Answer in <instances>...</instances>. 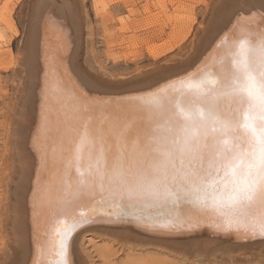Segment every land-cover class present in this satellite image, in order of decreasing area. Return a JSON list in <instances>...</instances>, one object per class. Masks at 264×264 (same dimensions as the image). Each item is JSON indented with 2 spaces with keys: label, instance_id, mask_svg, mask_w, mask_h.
<instances>
[{
  "label": "bare ground",
  "instance_id": "obj_1",
  "mask_svg": "<svg viewBox=\"0 0 264 264\" xmlns=\"http://www.w3.org/2000/svg\"><path fill=\"white\" fill-rule=\"evenodd\" d=\"M27 7L22 39L16 54L8 49L12 60L0 79L7 88L0 109V264H48L56 258L46 255L59 239L58 213L64 207L55 190L62 175L70 182L69 193L80 179L72 166L65 174L80 105L93 110L90 129H108L104 144L111 163L123 121L131 119L137 127L149 123L129 101L212 68L244 35L241 29H248L253 41L264 30V0H93L95 15L104 21L108 69L91 36L85 0H29ZM110 22L132 35L118 42ZM5 31L0 26L3 39ZM229 37L235 40L221 47ZM12 40L3 42L10 47ZM119 46L135 51L122 55ZM124 59L126 65L116 64ZM231 106L235 112V100ZM124 134L129 139L121 150L148 167V140L133 128ZM46 176L50 199L41 203ZM81 212L90 219L71 238L70 264H264V239L238 238L235 229L217 226L211 210L187 200L131 206L97 183L75 201L72 213Z\"/></svg>",
  "mask_w": 264,
  "mask_h": 264
},
{
  "label": "snow or ice",
  "instance_id": "obj_2",
  "mask_svg": "<svg viewBox=\"0 0 264 264\" xmlns=\"http://www.w3.org/2000/svg\"><path fill=\"white\" fill-rule=\"evenodd\" d=\"M241 31L244 35L239 40L229 37L224 41L221 47L233 40L235 47L219 55L212 68L129 101L149 121L143 127L131 119L123 121L124 131L133 128L151 145L148 167H140L121 150L129 139L124 131L109 163V147L104 144L108 129H90L93 110L86 104L79 106L72 159L65 165V174L72 166L80 179L69 193L70 182L62 175V186L55 190L58 201L64 198V207L58 213L59 239L46 253L56 258L48 264H70L71 238L90 219L83 212L74 215L72 208L97 183L101 190L107 187L111 198L126 200L131 206L190 201L201 211L211 210L217 226L225 231L235 229L238 238L264 239V30L256 41L248 29ZM42 131H47L46 122ZM237 132L240 135L233 134ZM241 143L247 147L241 148ZM49 184L51 179L46 176L41 203L50 199L45 196Z\"/></svg>",
  "mask_w": 264,
  "mask_h": 264
},
{
  "label": "rangeland",
  "instance_id": "obj_3",
  "mask_svg": "<svg viewBox=\"0 0 264 264\" xmlns=\"http://www.w3.org/2000/svg\"><path fill=\"white\" fill-rule=\"evenodd\" d=\"M102 1L105 2V3H109L111 0H102ZM28 3H29V0H0V8L3 9V10L0 9V11L1 12L4 11L6 13L5 16L7 15V17L11 21V23H8L6 20H3L5 17L0 12V15L2 14L1 17H0V19H1L0 20V23L2 22L0 24V26H1V28L4 29V31L6 30L5 31V39H3V37L2 38L0 37L1 38L0 39V53L2 54L0 56V79H2V80H4L5 77L7 76V74L3 72L4 71V68L12 60L11 56L9 55V53L8 54H6V53H7V51H9L8 49H11L13 51V54H16V51H17L16 49H17L18 44L20 43V41L22 39L23 31L25 30V27L24 26L26 24L25 23V18H24V16H25L24 12L25 11L27 12ZM85 3H86V6H87V11H88V13H89V15L91 17V21H92V24L91 25H92V28L93 29H92V32H91V36L94 38L95 47L97 48V50L99 52V58L101 57L100 58L101 60L100 59L99 60L102 61V62L105 61L104 63L106 65H108L107 68L108 69H112L111 63L109 61H106L105 60V57H104V54L106 53V50H107L106 47H105V43L103 42L104 41V35L103 34H104V30H105V26H104V23H103L104 21L101 22V17L95 15V12L93 11V8H92L93 0H85ZM24 6L27 7L26 10H25V7ZM22 10H23V12H22ZM3 21H5V22H3ZM112 23L113 22H110L109 25H108V27H110V29H111V27H114V31L116 33H114V31H113V34H115L116 35V38H118V42H121V40H123L127 36L132 35L131 33L125 34V32H123V30H122V27L118 23H116L115 26H111ZM9 27H11V28H9ZM12 34H14V37H13ZM93 34H94V36H93ZM11 38L13 40H12L11 46L9 47L7 44H5L6 43L5 40L11 39ZM121 48L122 47H120L119 50L116 49V52L120 51V54H122V55L125 54V53H128V52H131V51H133V52L135 51V49H133V48H131L130 50L129 49H126V50L123 49V50H121ZM125 63L126 62H125V59H124L122 61L117 62L116 64H124V65H126ZM0 91H1L0 92V109H1L3 107V104H4V102H2L3 101L2 100L3 95H4V93L7 92L6 85L1 80H0ZM1 120L2 119L0 117V122H1ZM90 243L91 242L88 241V243H87V246L88 247H91V244ZM177 263L178 264H181L182 262H177Z\"/></svg>",
  "mask_w": 264,
  "mask_h": 264
}]
</instances>
